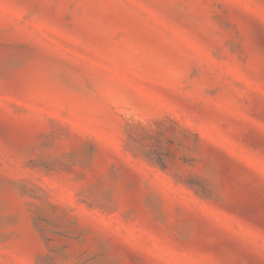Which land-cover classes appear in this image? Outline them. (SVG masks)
<instances>
[{"label": "rangeland", "instance_id": "obj_1", "mask_svg": "<svg viewBox=\"0 0 264 264\" xmlns=\"http://www.w3.org/2000/svg\"><path fill=\"white\" fill-rule=\"evenodd\" d=\"M0 264H264V0H0Z\"/></svg>", "mask_w": 264, "mask_h": 264}]
</instances>
